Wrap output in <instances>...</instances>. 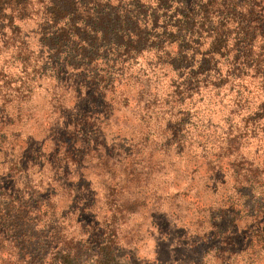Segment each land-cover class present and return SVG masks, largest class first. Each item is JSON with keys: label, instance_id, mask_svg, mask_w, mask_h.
<instances>
[{"label": "trees", "instance_id": "obj_1", "mask_svg": "<svg viewBox=\"0 0 264 264\" xmlns=\"http://www.w3.org/2000/svg\"><path fill=\"white\" fill-rule=\"evenodd\" d=\"M121 1L0 0L12 26L3 45L14 37L9 59L21 64L20 75L0 70V264H143L121 250L131 238L119 231L143 203L145 149L107 145L106 132L114 111L155 96L159 78L176 109L171 137L190 116L186 101L224 88L218 143L235 161L245 139L264 147V0ZM32 15L34 50L12 24ZM111 179L123 180L122 197Z\"/></svg>", "mask_w": 264, "mask_h": 264}, {"label": "rangeland", "instance_id": "obj_2", "mask_svg": "<svg viewBox=\"0 0 264 264\" xmlns=\"http://www.w3.org/2000/svg\"><path fill=\"white\" fill-rule=\"evenodd\" d=\"M7 23L8 18H0V72L20 75L21 64L11 62L8 55L15 46L10 44L17 42L12 36L6 40L7 48L3 45L4 36L11 33L12 26H4ZM15 23L24 44L36 49V16ZM170 74L181 76L175 71ZM159 79L161 89L155 96H145L139 106L132 101L114 111L117 118L106 132L107 145L122 139L123 149L135 152L144 147L146 157L137 154L142 167H135V172L141 168L149 174L139 180L143 203L119 231L123 241L131 238L121 250L134 251L143 264H264V147L258 146L256 138L245 139L235 161L234 154L225 150V141L218 143L231 108L224 88L212 101L198 100L199 95L186 101L191 104L190 116L181 124L184 129L171 137L168 126L176 109L163 101L169 89L167 77ZM34 85L36 95L40 90ZM89 177L94 184V175ZM122 184L123 180L115 184L111 179L108 185L114 189L109 192L122 197L126 190L120 188Z\"/></svg>", "mask_w": 264, "mask_h": 264}]
</instances>
